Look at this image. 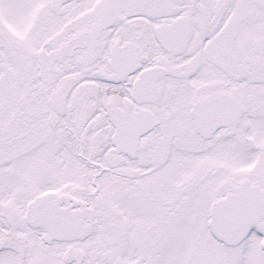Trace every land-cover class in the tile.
<instances>
[{"label": "snow or ice", "instance_id": "obj_1", "mask_svg": "<svg viewBox=\"0 0 264 264\" xmlns=\"http://www.w3.org/2000/svg\"><path fill=\"white\" fill-rule=\"evenodd\" d=\"M0 264H264V0H0Z\"/></svg>", "mask_w": 264, "mask_h": 264}]
</instances>
